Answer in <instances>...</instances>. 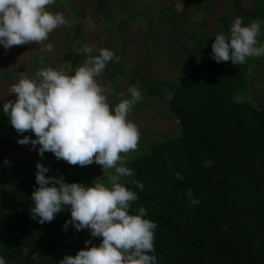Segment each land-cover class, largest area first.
Returning <instances> with one entry per match:
<instances>
[{"label": "trees", "instance_id": "trees-1", "mask_svg": "<svg viewBox=\"0 0 264 264\" xmlns=\"http://www.w3.org/2000/svg\"><path fill=\"white\" fill-rule=\"evenodd\" d=\"M197 50L198 62L171 89L149 83L151 97L171 95L165 106L180 132L127 161L132 175L122 184L138 197L129 214L143 207V218L157 224L150 253L156 264H264V108L236 100L248 88L246 68L217 63L204 40ZM208 159L211 167L204 166ZM67 177L86 187L97 179ZM34 187V174L8 186L0 177V257L6 264H58L86 240L100 244L87 230H62L68 209L44 224L32 219ZM189 189L198 205L190 202Z\"/></svg>", "mask_w": 264, "mask_h": 264}, {"label": "clouds", "instance_id": "clouds-1", "mask_svg": "<svg viewBox=\"0 0 264 264\" xmlns=\"http://www.w3.org/2000/svg\"><path fill=\"white\" fill-rule=\"evenodd\" d=\"M54 3L55 0H0V45L7 50L42 44L54 29L68 26L62 14L46 10ZM262 23L257 20L244 25L243 18L236 17L230 34L215 35L212 58L217 63L231 61L233 65H243L246 58L264 56V45L257 46ZM53 47L48 43L41 50L51 52ZM81 51L91 54L93 47L85 45ZM110 62H119V57L108 48H100L97 55H89L71 72L47 67L39 69L34 78L21 73L9 90L16 99L3 104V112L16 132L31 131L36 137L24 136L17 141L19 144L30 143L34 149L39 145L41 157L50 152L57 160L74 166L96 163L102 166L107 179V186L95 179L86 187L68 183L63 176H46L49 168L36 164L38 187H34L31 195L34 204L29 209L31 218L44 224L68 209L71 218L62 226L63 231L72 225L77 231L87 230L92 238L100 239L98 246L92 244V239L86 240L85 248L75 256L65 255L58 264H156V256L150 253L154 252L157 224L143 218L146 215L143 207L138 214H129L131 202L138 197L120 182L122 177L132 175L121 154L137 150L140 132L128 117L143 96L137 82L127 89L130 99H122L110 108L107 97L111 88L96 80ZM211 165V159L204 161L205 167ZM176 179L185 178L177 172ZM133 183L141 190L144 187L139 181ZM187 195L193 205L199 204L191 189ZM23 252L27 255L29 249L24 248ZM32 259L37 260L38 254L33 252ZM0 264H6L2 257Z\"/></svg>", "mask_w": 264, "mask_h": 264}, {"label": "rangeland", "instance_id": "rangeland-1", "mask_svg": "<svg viewBox=\"0 0 264 264\" xmlns=\"http://www.w3.org/2000/svg\"><path fill=\"white\" fill-rule=\"evenodd\" d=\"M46 10L62 14L68 26L54 29L42 44L7 50L0 45V177L6 186L35 175L38 162L49 168L46 176H63L70 183L67 176L93 175L107 186L102 166L96 163L83 167L70 165L50 152L41 157L39 145L34 149L30 143L17 142L24 136L36 138L31 131L17 133L3 112L4 102L16 99L9 90L21 73L34 78L39 69L47 67L71 72L89 55H97L100 48L112 50L119 62L108 63L96 77L99 84L111 88L107 97L110 108L122 99H130L127 89L137 82L143 96L128 117L140 132L137 150L121 154L128 161L180 132L176 117L167 113L165 106L171 95L151 97L149 83L153 81L154 85H165L168 89L175 86L179 76L198 62L197 44L204 40L212 45L215 35L230 34L236 17L243 18L244 25L264 21V0H55ZM257 40V46L264 45V23ZM48 43L53 44V50L42 51ZM85 45L93 47L91 54L81 51ZM239 66L249 74L248 88L236 100L264 108V56L246 58V63ZM127 177L120 182L124 183Z\"/></svg>", "mask_w": 264, "mask_h": 264}]
</instances>
